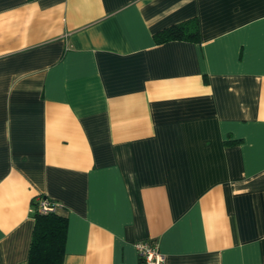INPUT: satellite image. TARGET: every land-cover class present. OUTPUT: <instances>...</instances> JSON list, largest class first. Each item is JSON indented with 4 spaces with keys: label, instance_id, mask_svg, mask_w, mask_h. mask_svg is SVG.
Segmentation results:
<instances>
[{
    "label": "crops",
    "instance_id": "crops-1",
    "mask_svg": "<svg viewBox=\"0 0 264 264\" xmlns=\"http://www.w3.org/2000/svg\"><path fill=\"white\" fill-rule=\"evenodd\" d=\"M39 197L64 264H264V0H0V264Z\"/></svg>",
    "mask_w": 264,
    "mask_h": 264
},
{
    "label": "trees",
    "instance_id": "trees-1",
    "mask_svg": "<svg viewBox=\"0 0 264 264\" xmlns=\"http://www.w3.org/2000/svg\"><path fill=\"white\" fill-rule=\"evenodd\" d=\"M157 43L174 39H199V26L196 19H188L160 29L154 33ZM33 228L26 264H64V246L67 219L56 212H33Z\"/></svg>",
    "mask_w": 264,
    "mask_h": 264
},
{
    "label": "built area",
    "instance_id": "built-area-1",
    "mask_svg": "<svg viewBox=\"0 0 264 264\" xmlns=\"http://www.w3.org/2000/svg\"><path fill=\"white\" fill-rule=\"evenodd\" d=\"M57 203L47 197H39L34 200L32 211L38 210L42 213L53 212L56 210ZM137 249L140 264H162L165 260V255L158 249L156 244H151L147 241H139L135 244Z\"/></svg>",
    "mask_w": 264,
    "mask_h": 264
}]
</instances>
